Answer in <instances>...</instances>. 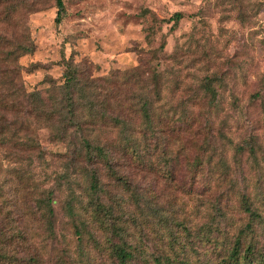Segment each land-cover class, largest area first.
Returning <instances> with one entry per match:
<instances>
[{"label":"rangeland","instance_id":"374dc122","mask_svg":"<svg viewBox=\"0 0 264 264\" xmlns=\"http://www.w3.org/2000/svg\"><path fill=\"white\" fill-rule=\"evenodd\" d=\"M62 3L65 15L55 23L54 0H0V82L17 80L25 89L37 90L44 95L51 83L61 82L63 57L77 64L82 78L93 80L86 82L97 92L110 87L113 92L109 107L123 102L118 107L120 113L128 115L131 118L129 124L137 127L139 120L130 116L135 99L129 90L136 95L140 86H147V91H152L153 81L149 74L152 69L158 71L159 79L153 92L158 91L160 98L153 103L154 115L158 114L160 119L164 112H174V117L183 113L192 121L189 125L169 121L161 124V131L148 139L150 144L158 146L150 153L148 169L134 176V169L127 167L128 177L136 184L138 192L147 198L150 211L167 218L171 227L174 224L178 227L180 221L190 227L198 225L199 220H203L201 211L211 206L216 197L227 202L230 208L221 219L217 217L214 224L225 231L243 226L247 218L235 208L236 190L225 196L218 192L207 194L205 185L209 177L203 178V173L189 164L199 154L208 127L211 128L209 132L215 128L218 117L213 116L228 111V94L232 90L256 128L254 131L258 134L262 151L257 155L261 167L258 184L260 188L264 186V161H261V154L264 155V96L261 104L257 100L253 105L247 102L249 94L257 87V81L264 76V0H62ZM141 12L145 13L141 15ZM173 12L181 14L173 27L172 21L157 22L154 32L145 36L144 29L151 24L152 16L167 19ZM15 42H25L33 47L15 61L22 69L17 71L14 79L8 72L9 60H4L3 52ZM159 45L162 49L152 52ZM132 69L137 70V76L126 78L129 73H123ZM212 72L222 74L226 83L216 114H209L205 100L197 98L201 96L200 78ZM3 88L0 93L5 90ZM150 97L153 98L151 93ZM20 116L19 111L9 118ZM226 118L231 125L226 119L228 131L225 133L236 141L248 125L246 122H243L245 127L235 124V116L226 115ZM37 126L32 122L26 130L28 135L34 134L44 148L43 162L31 169L35 176L43 169H61L68 153L64 144L52 139L51 131ZM208 141L203 161L208 152L215 157L222 150L230 158L228 145L213 137ZM161 148L168 153L162 156ZM5 153L2 148L0 248L4 246L10 256L4 257L5 262L0 261V264H24L23 259L33 257L37 251L40 225L34 213L32 195L24 194L22 183L16 178V168L12 167L26 169L29 160L24 152L5 161ZM241 161H247L244 165L248 166L245 155ZM34 165L37 166V162ZM168 167L170 179L161 173ZM242 168L247 172L248 167ZM249 173L250 180L245 185L252 190L258 174L252 169ZM242 178L239 183L244 180ZM218 188L213 186L210 191ZM261 209L259 205L257 210L261 212ZM55 213L54 251L63 246L65 240L71 239L66 218L57 208ZM155 218L148 215L150 222L143 230L150 238L153 237L152 227H158ZM251 227L252 231H246V234L264 245L263 223H251ZM160 244L158 240L155 242L156 247ZM203 247L208 249L206 245ZM194 248L199 247L195 245ZM52 260L46 264H52Z\"/></svg>","mask_w":264,"mask_h":264},{"label":"trees","instance_id":"16d2710c","mask_svg":"<svg viewBox=\"0 0 264 264\" xmlns=\"http://www.w3.org/2000/svg\"><path fill=\"white\" fill-rule=\"evenodd\" d=\"M54 3V21L59 23L65 11L62 0H54ZM144 13L141 12V15ZM180 18L179 12H173L167 19L152 16L151 24L144 29L145 36L149 37L154 32L155 23L172 21L173 27ZM32 47L25 42H15L3 52L4 60H9L8 72L14 79L17 71L22 69L15 61L32 51ZM159 49L162 45L152 52ZM61 65V82L51 83L44 95L37 90L25 89L17 80L0 82V88H5L0 93V153L2 148L6 150L5 161L26 153L29 169L12 168H16V178L22 183L24 194L32 195L34 213L40 225L37 251L33 257H25L24 264H46L51 258L52 264H264V245L246 234V231H252L251 223L264 225V186L260 188L258 184L261 167L257 155L262 152L261 144L254 131L256 128L252 126L253 121L240 105L237 94L229 90L228 111L213 116L218 117V122L212 128L213 132H209L211 128L208 127L201 143V153L198 151L199 154L189 165L194 170L199 169L203 178L209 177L205 185L207 194L218 192L220 196H225L235 189V208L246 215L247 221L230 231L219 229L214 223L217 217L221 219L224 216L230 206L216 197L211 206L201 211L200 218L203 220H199L198 225L190 227L180 221L178 227L175 224L171 227L167 218L150 211L147 198L138 192V187L128 177L127 167L134 169V176L148 169L150 153L158 147L156 143L150 144L148 139L161 131V124L169 121L189 125L192 120L185 118L183 113L174 117V112H164L160 119L158 114L154 115L153 103L160 98L157 90L153 92L159 79V72L154 69L149 74L153 81L152 91H147V86H140L136 95L129 90L135 99L130 116L139 120L135 127L129 124L131 118L118 109L123 102L109 107L113 92L110 87L97 92L86 82L92 79L81 77L77 64L61 57ZM136 71L132 69L123 75L129 73L126 78L134 77L137 76ZM102 80L108 81V78ZM225 84L224 77L218 72L200 78L201 96L197 98L205 100L209 114L218 113ZM263 96L264 76L257 81V87L249 94L247 102L253 105L257 100L261 104ZM19 111L22 114L20 118H9ZM226 115L235 116V124L245 127L243 122H246L248 125L236 141L225 133L228 131ZM32 122L38 125L37 128L51 131L52 139L64 144L68 150L61 169H43L36 176L32 174L31 169L44 160L43 146L34 134L26 132ZM228 123L231 125L229 119ZM211 137L230 147V158L222 150L215 157L208 152L202 160ZM161 153L163 156L168 152L161 148ZM242 155L249 160L248 166L244 165L247 161H241ZM261 155V161H264V155ZM34 162L38 165L35 166ZM242 167H248V173ZM250 169L258 174L252 190L245 185L250 180ZM161 173L167 179L171 178L169 167ZM242 177L244 180L239 183ZM200 185L203 186L202 183ZM213 186L220 188L210 191ZM259 205L262 213L257 210ZM56 208L69 224L71 239L65 240L64 245L54 251ZM151 214L156 217L154 223L158 226L152 227V238L143 233ZM157 240L161 244L156 247ZM195 245L203 250L198 252L199 248H194ZM204 245L208 249H204ZM206 250L210 252L206 253ZM6 256L10 254L3 246L0 248V261L5 262Z\"/></svg>","mask_w":264,"mask_h":264}]
</instances>
